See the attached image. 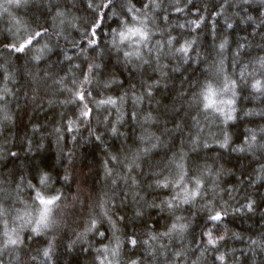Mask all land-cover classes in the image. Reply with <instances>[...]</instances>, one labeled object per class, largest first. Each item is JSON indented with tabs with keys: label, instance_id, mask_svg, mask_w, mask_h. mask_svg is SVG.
Here are the masks:
<instances>
[{
	"label": "trees",
	"instance_id": "trees-1",
	"mask_svg": "<svg viewBox=\"0 0 264 264\" xmlns=\"http://www.w3.org/2000/svg\"><path fill=\"white\" fill-rule=\"evenodd\" d=\"M93 2L94 4L100 3L101 0H93ZM132 2L137 7H142L146 0H132ZM158 2L161 3L159 9L154 12L151 8L148 10L153 12V16L156 17L155 25L149 21V27L155 31V35L152 36V44L156 40L167 39V32L162 35V30L171 26V34L175 35L180 43H183L185 39L198 36V44L193 45V48H198L201 55L207 57V60L202 61L200 64H192V61H189L191 67L183 65L180 72H172L171 68L176 66L179 56L162 55L161 64L168 65L164 69L168 75L163 78L160 72L156 70L157 65L152 57H149V59H152L151 66L144 65L143 69L134 68L132 64L124 63L122 53H114L109 50V45L105 44L106 39H111L112 28L119 27L121 16L129 23L132 22L131 16L125 15L127 13L126 7H122L126 0H114L116 11L121 15L111 16L109 10L100 9L99 11H103L107 16H110V18L101 21V27L97 29V37L100 40V48L103 49V52L97 56L96 52L89 49V62L95 60V62L105 65L100 70L101 80L117 79L123 81V84H114L107 89L103 87V84L94 87L93 97L100 100L112 96L119 103V96L127 91L128 96L123 106L127 114L134 107L133 92L140 95L145 91L147 84L161 80V84L153 88V96L151 98L145 96L143 102L139 105L137 120L133 121L126 118L125 123L118 126L125 133V136H112L110 132L104 130L103 123L98 124L95 119L90 121L97 134L103 133L102 142L96 141L94 136L90 137L88 135L89 128L84 125L80 126L78 132L75 130L72 133L67 132L66 122L69 119L75 120L77 118L78 106L61 104L60 101L70 94L59 91L60 86L53 83L55 79L66 73L70 63L68 61H65L64 64L60 63L63 60L65 50L68 55H73L75 59L76 50L72 48L71 42L79 41L81 46L85 47L87 45L86 37L91 31V26H94L93 21L99 19L98 15L88 8V0H29L26 6L20 8L9 7L10 14L3 13L0 15V41L5 43L17 38L23 40L33 30L42 31L43 28H47L53 34V38L47 40L52 51H46L39 64L31 59L32 56L38 54L35 50L28 56L19 53L10 55L8 51L4 50L3 44H0V63H3L9 72L16 75V83L13 84L9 81L8 87L15 92L18 87L23 85L22 91H26L29 98L34 94L33 89H36L37 102L40 103V106L37 107L36 104L30 101L26 102V98L21 95L19 100L21 107L18 108L15 100L9 97L12 102L7 106V113L12 117L11 121L4 120L3 113L0 112V180L6 182L3 186L12 193L11 198L5 201V204L6 206L14 205L16 209L21 210V213L24 211L35 212L34 207H27V205H32V199L35 196V190L26 187L29 180L37 184V187L47 197L61 194V202H58L60 207L54 209V215L60 221L59 227L46 237H33L32 240L27 239L31 232L29 230L25 231L23 235L26 244L20 251L21 261H10V258L6 255L4 258L5 264H41L44 261L42 251L36 261H32L31 257L37 255V249L48 246L52 235L56 237L55 250L52 260L50 262L45 261V264H92L94 253L91 250L82 252L79 250L82 246H74L72 251H67L66 243L75 239L77 232L83 231V226L92 211H99L97 205L101 199H107L103 194L111 192V179L116 176V173L119 172L123 175L126 172L123 164L119 161L124 160L125 156H128L136 147L147 146L152 142L146 140L142 145L139 140L140 136L147 137L151 133H155V136L160 137L162 142L167 143V147H164L162 143L159 148L153 150L149 156L144 157L141 161V171L149 173L148 176L142 179L141 194L145 195L146 200H154L156 203H159L165 196L172 194L171 188L167 190L156 189L154 185L152 188H148L147 185L155 179L151 175L152 171L164 169V164L171 157L172 152L179 154L181 141L190 138L188 133L191 132L195 135L199 131V128L193 126L194 122L192 120L182 116V113L187 110V105L181 109L180 113L173 111V108L178 106L176 104L177 92L185 90L189 93L186 98L191 99V92L198 93L201 85L207 80H211L217 87L221 86L222 78L212 75L215 71L213 62L218 60L216 52L212 50L213 36H216L217 45L224 36H227L230 41V49L235 48L236 42L241 41L243 37H247L253 47L247 50L251 53L250 56L241 57L242 63H247L252 57L264 55V49L259 47V45L264 44V40L260 39L259 34L255 37L252 35L254 31L259 33L260 30L256 29V25L251 21L243 23L240 19V17H243L246 20L249 15L253 16L257 22L264 19V4H261L259 0H252L250 5H242L241 7L236 6V0H228L227 3L224 0H193L196 9H192V6L189 5L188 9H191V11L186 9L183 14L175 12L172 0H158ZM3 3L4 0H0V4ZM221 5L224 11L217 16L216 13L220 12ZM243 7H247L248 11H243ZM57 11L63 12L65 15L56 17ZM237 12L240 13L239 17L233 15ZM0 13H2V8H0ZM163 15L169 17L167 25L160 18ZM200 16H204V24H202L201 29L193 33L187 26L188 21L198 20ZM225 18H228L229 22L234 24L233 29L225 30ZM73 24L76 26L73 27ZM179 24H184L185 28H179ZM213 24L215 33H213ZM262 28H264V25H262ZM9 29H11V32L8 31ZM61 30H63V36L68 37L67 40L63 36L58 40L55 38ZM105 33L108 35L106 36ZM44 43L45 40L42 39L36 45V48L42 47ZM152 44H149V47H152ZM178 46L179 44L174 43L173 50ZM125 47L127 46L125 45ZM142 51L147 55L146 50L142 48ZM168 51V46L165 45L164 52ZM216 51H218V48ZM210 52L211 55H209ZM194 54V52L190 53V55ZM118 56L119 60L117 59ZM231 59L229 51L228 60L225 61L229 72H231ZM75 62H80V60H75ZM179 62L182 64V61ZM133 63L138 65L140 62L134 59ZM185 68L188 69L187 72L184 71ZM239 68L240 64H237V72ZM37 69L40 70L39 76H37ZM193 69H196V71H193ZM45 70L53 75L43 78ZM251 70L252 66L249 65V71ZM184 76L189 77L194 85L193 88L190 89L188 84L183 81ZM33 77H36V79L33 80ZM0 79H2V74H0ZM70 80L71 77L66 81L69 86H71ZM251 82V78H249V83ZM132 85H135V88H132ZM165 85L167 86L165 87ZM2 86L0 84V88ZM238 91L240 92L237 101L239 109L251 108L258 111L261 107H264V97L257 99L258 94L254 93L250 87L241 86ZM50 100L53 101L51 105L49 104ZM89 106L93 108V115L99 116L101 121L109 109L113 112V115L109 117V123L115 119V109L110 105L96 109L95 105L90 102ZM197 110L194 107L191 111L195 113ZM149 112L156 118L155 122H145L143 120V117ZM176 116H180L181 121L186 120L184 132H166L165 129L175 128ZM199 119L201 121L200 127L204 129L201 133V139L206 140L212 147L207 149L201 147L197 152L190 153V159L186 161V167L194 170L190 172V175H199L205 166L211 167L213 172L223 166L224 171L217 181L219 188L216 191L219 192V196L216 197L214 202L218 205L220 197H223L229 204L238 207L236 201L228 199V190H231V195L235 196L240 203H244L249 195L257 201L254 214L238 213L233 215L230 211V214L225 218L229 236L232 232H236L243 239L226 238L225 247H222L221 251L229 252L231 249H237L239 251L234 255L240 257V264H262L264 262V252L257 249L255 256H253L251 251H247L249 238L257 239L261 233H264V181L253 187H248L247 184L249 177L254 179L259 174V163L251 153L223 150L213 142L214 136L220 138V128L223 127L220 123L222 117L216 114L215 123L212 122V116L204 119V115L201 114ZM258 126H264V117H245L235 124L230 122L228 131L233 144H242L246 135L245 130ZM56 128H61V133H57ZM73 135H76L75 141L71 139ZM184 150L188 151L187 145H184ZM10 152L17 153V156H11ZM109 153L117 155L118 160L112 161ZM259 155L257 153V156ZM106 160L108 161V167L114 169L113 177H105ZM124 162L127 163L126 160ZM260 162H264V158ZM169 168L172 176L175 177L178 170L172 165ZM41 172H47L50 175V184L47 188L38 184V176ZM168 172L169 169H164L163 174L167 175ZM65 176L69 177L67 181L64 180ZM20 177H24V183L21 185L23 191L20 194L21 200H16L15 188L16 184L20 183ZM138 179H141V177H138ZM214 179V176L205 175L203 177V182L208 190V196L204 198L205 200L213 198L212 181ZM192 186V184L189 185V187ZM117 187L123 188L126 186L123 181H118ZM221 189L224 191H221ZM135 207V203L129 196L124 209L120 211V215H125L127 221L120 223L122 232H129L134 228L144 239H147L146 232L149 226L164 231L166 226L172 222L173 218L167 212L161 213L159 209L155 208L145 209V215L136 218ZM192 211L197 212L193 229L194 235L199 239V233L207 212H199L198 209H191V206L185 205L182 210H178L177 214L191 216ZM129 217L132 219L127 220ZM107 229L108 225L105 224L104 230ZM219 231L223 232L224 229L221 228ZM2 233L3 224L0 223V239L3 238ZM95 239L96 246L99 247L101 238L95 237ZM104 243H107V240H104ZM150 243H153L157 248L156 260L153 261L152 257L147 255L145 246H141L139 251L126 246L125 252L122 254V261L128 255L137 253L140 256H147L148 264H170L173 259L172 251L178 249L181 244H184L186 248L195 246L191 237L188 241H180L174 236L172 243H169L168 238L164 237L159 242ZM159 243L167 244L168 248L159 249ZM241 251H247V256L241 255ZM160 252L165 254L161 255ZM217 254L208 252L206 254L207 258L202 260V264H220L214 259ZM190 258L194 259L195 257ZM228 264H231V260L228 261Z\"/></svg>",
	"mask_w": 264,
	"mask_h": 264
},
{
	"label": "snow or ice",
	"instance_id": "snow-or-ice-1",
	"mask_svg": "<svg viewBox=\"0 0 264 264\" xmlns=\"http://www.w3.org/2000/svg\"><path fill=\"white\" fill-rule=\"evenodd\" d=\"M29 0H4L3 4H0V8L3 9V13H9V7L20 8L26 6ZM225 3L228 0H224ZM261 4H264V0H259ZM174 10L177 13H185V10L188 9V6L191 5L192 9H196V5L193 3V0H172ZM252 3V0H236V6L241 7L248 6ZM7 6V7H5ZM122 7H126L127 13L125 15H130L131 20L136 21V24L128 29V32L131 35L139 34L141 36V41H139L140 47L132 48L131 50H126L123 52V61L126 64H132L134 68L139 67L143 69L144 65L151 66L152 59L156 62V70L160 72L161 77H166L168 73L164 71L168 67L167 64H161L162 55H170L173 57L179 56V61H182V64L178 61L176 66L171 68L172 72H180L183 65H189V61H192V64H200L202 61H206L207 57L201 55L198 48L194 49L193 45L198 44V36H193L191 39H185L183 43H180L175 35L171 34V26L162 30V35L164 32H167V39L156 40L152 44V36L155 35V31L149 27V21L155 25L156 17L153 16V12L156 9L161 7V3L158 0H146L143 3L142 7H137L132 0H126V3L122 4ZM88 8L92 9L99 17L98 20L93 21L91 26V31L86 37L87 45L85 47L81 46L79 41L71 42L72 48L75 51V59L73 55H68L65 50L63 60L60 61L61 64H64L65 61L70 62L67 71L64 75L59 76L58 79H55L53 83L60 86L59 91L67 92L70 95L61 100L60 103L64 105L73 104L78 106V116L75 120L69 119L66 122V130L69 133H72L74 130L79 131L81 125L87 126L89 128L88 135L90 137L94 136L96 141H101L102 135L96 133V129L91 126L90 121L95 119L96 122L104 124V130L110 132L112 136H125V133L120 130L118 127L125 123L126 118L130 120H137L138 118V108L139 105L143 102L145 96L151 98L153 96V88L158 87L161 84V80H156L152 84H147L145 91L140 95H136L133 92L132 101H133V110L130 113H125L124 103L128 96L127 91L123 95L119 96V103L116 98L108 96L105 99L96 100L93 97L94 87H99L103 84L104 88H110L114 84H123V81L117 79L110 80H101L100 70L105 67L102 63H97L95 60L89 62V49H92L99 56L103 49L100 48V40L97 37V29L101 27V21L107 16L105 12L99 11L100 9L109 10L111 16H118L121 13L116 11V5L114 0H101L100 3H95L93 0H88ZM149 8L153 12L148 11ZM191 11V9H188ZM243 11L247 12L248 8L243 7ZM198 11V9H197ZM224 8L221 5L220 12H217L216 15L219 16L223 13ZM10 14V13H9ZM65 14L63 12L57 11L56 17H63ZM235 16H240V13H234ZM162 21L167 25L169 22V17L163 15L160 17ZM55 20V17L53 18ZM204 16H200L198 20H189L188 28L191 32L196 33L198 29H201L202 24H204ZM243 23H248L251 21L256 25V29H259V33L253 32L252 35L255 37L259 34L260 39L264 40V19L257 22L253 16L249 15L245 20L243 17H240ZM121 21H119L120 23ZM19 23V21H17ZM63 23V21H61ZM225 30L233 29L234 24L229 22L228 18H225ZM76 25L73 24V27ZM43 28V26H41ZM179 28H185L184 24H179ZM151 29V31H149ZM8 31L11 32V29ZM213 33H215V26L213 24ZM122 38L127 39V36L123 34ZM63 36V30L56 34L55 38L58 40ZM53 38V34L48 31L47 28L43 30H33L30 34L26 36L23 40L19 38L12 40L8 43L0 41V44H3L4 50L8 51L11 55L12 53H19L25 56H28L32 51H36L38 54L31 57L33 61L37 64L42 60L44 54L51 52L52 48L49 47L47 40ZM65 40L68 39L67 36H63ZM44 39L45 43L42 47L36 48V45ZM179 44L178 47H175L173 50V45ZM149 44H152V47H149ZM165 45L168 46L169 51L164 52ZM142 46V47H141ZM253 45L247 37H243L241 41L236 42L235 48L230 49V41L227 36H224L219 44H216V36H213L212 50L216 52L218 60L214 61L215 71L212 75L217 78H222L221 86L217 87L211 80H207L204 84L201 85L200 91L197 93L195 91L191 92V99L186 97L189 93L185 90H180L176 94V104L173 108V111L180 113L181 109L187 105V110L182 113L183 117L190 119L194 122L193 126L199 128V131L193 135L191 132L188 133L189 139L181 141V147L179 154L172 152L171 157L164 164V169H169L167 175L163 174L164 169L158 171H152L151 175L155 177L152 183L148 184V188H152L153 185L156 189H169L171 188L172 194L170 196H165L159 203H156L154 200L149 201L145 199V195H142V179L149 175L148 172L141 171V161L144 157L149 156L153 150L159 148L163 143L164 147H167L166 142H162L160 137L155 136V133H151L149 136H140L139 140L143 145L146 140L152 141L147 146L136 147L128 156H125L124 160L119 161L123 164V167L126 169L123 175L119 172L116 173V176L113 177V168L108 167V161H105V177H113L111 179V192H105L103 195L107 199H101L97 207L99 211H92L89 215V218L86 220L83 231L76 233L75 239L70 240L66 243V250L72 251L74 246H82L79 248L82 252H89L91 250L94 255L92 258V264H103V261L107 259L109 264H113V258H115V264H148L147 256H140L137 253H132L127 256V258L122 261V254L125 252L126 246L131 249H139L141 246H145V251L148 256H151L153 261L157 259L156 253L157 248L153 243L150 242H159L162 238L167 237L169 243H172V238L175 236L180 241H188L191 237L192 241L195 243L194 247L186 248L184 244L172 251L173 259L170 261V264H202V260L206 259V254L208 252L218 253L215 255L214 259L220 264H228V261L231 260V264H240V257L235 256L234 254L239 251L237 249H231L229 252L221 251L222 247H225L224 242L227 239L242 240L243 237L236 232H232L229 236L228 225L225 221V218L230 214H248L256 212L257 201L253 199L250 195L246 197L244 203H240L235 196L231 195V190H228L229 200L236 201V204L239 206H233L229 204L228 201L224 200L223 197H220V202L217 205L214 201L219 192L216 189L219 188L217 181L220 178L221 173L224 171L223 166H221L217 171L213 172L211 167L205 166L201 170L199 175H190V172L194 170L190 167H186V161L190 159V153L197 152L201 147L207 149L212 147L206 140L201 139V133H203V127H200L201 121L199 119L200 115H204V119H208L209 116L213 117L212 122L215 123L216 114H219L222 119L220 123L223 125L220 128V138L213 137V142L219 146L220 149L230 150L231 152L236 153H251L252 156L259 163V174L255 178H248L247 184L248 187H253L256 184H259L261 181H264V162H260L264 158V126H258L256 128H247L246 135L243 138L242 144H233L232 137L228 131L230 122L235 124L238 120H243L245 117H264V107H261L260 110L256 109H246L241 110L237 107V101L240 96L238 88L241 86L250 87L254 93L258 94L257 99L264 97V55L252 57L247 63L241 62L242 56H250L251 53L247 51L252 48ZM264 49V44L259 45ZM142 48L147 51V55L142 51ZM218 48V51H216ZM230 51L231 59V72L228 71V65L225 61L228 60V53ZM195 53L190 55V53ZM119 53V49H118ZM153 54H155L153 56ZM211 55V52L209 53ZM152 57V59H149ZM119 60V56L117 57ZM139 61L137 65L133 63V60ZM75 60H80V62H75ZM240 64L239 71L236 70V65ZM249 65L252 66V70L249 71ZM191 67V65H189ZM185 72L188 71L187 68L184 69ZM196 71V69H193ZM40 70L37 69V76H39ZM0 74H2V79H0V112L3 113V119L6 121H11L12 117L7 113V106L12 101L9 97H12L17 107H21L19 100L20 96L23 95L26 98V102H31L36 104L37 107L40 106V103L37 102L36 89H33V95L29 98L26 91H22L23 85L18 87L14 92L12 88L8 87V82L11 81L13 84L16 83L15 73L9 72L7 67L3 63H0ZM50 74L47 70L44 71L43 78L49 77ZM58 75V74H56ZM71 77L70 85L66 83ZM249 78H251V83H249ZM36 77H33L35 80ZM183 81L186 82L189 88H193L191 80L188 76L183 77ZM167 85H165L166 87ZM135 88V85L131 86ZM222 95H228L227 106L221 107L223 100L218 99ZM93 103L96 109H100L105 105H110L115 109V119L109 123V117L113 115L111 109L107 111V114L103 116V120L99 119V116L93 115V108L89 106V103ZM53 101H49L51 105ZM198 110L193 113L191 110L193 108ZM63 115V114H62ZM145 122H155L156 118L149 112L143 117ZM174 129H165V131L173 132H184V124L186 120L181 121L180 116H176ZM57 133H61V128H56ZM153 137L155 138L153 140ZM62 138V136H61ZM73 141L76 140V135L71 137ZM184 145L188 146V151L184 150ZM31 150V149H29ZM257 153L260 155L257 156ZM11 156H17V153L10 152ZM109 157L112 161H117L118 156L109 153ZM127 161L125 163L124 161ZM172 165L177 169L175 177L172 176L171 169L169 166ZM214 176L215 179L212 181L213 185V198L205 200L204 198L208 196V190L206 185L203 182V177ZM141 177V179H138ZM187 178V179H186ZM68 176L64 177V180L67 181ZM118 181H123V184L126 187L120 188L117 187ZM6 182L0 180V219L7 214V208L4 207L5 201L9 200L12 196L11 191L8 188H5L3 185ZM24 183V177H20V183L16 184L15 188V199L21 200V192L23 188L21 185ZM243 183V182H242ZM38 184L47 188L50 184V175L47 172H41L38 176ZM192 184V187L189 185ZM26 187L28 189L35 190V196L32 199V203L36 204L38 202V218L33 219L32 211H24L21 213L20 209H16L17 216L16 219L20 221L19 230L16 227L8 228L6 223L3 224V234L2 239H0V264H5V256L7 255L10 258V261L14 260L15 262L21 261L20 251L23 246L26 244L25 236L22 233L23 229L27 228L31 235L27 237L28 240H32L33 237H46L50 232H53L56 228L59 227L60 221L54 215V209L59 208L61 202V194L52 195L50 197L45 196L41 189L37 187V184L33 183L31 180L27 181ZM221 191H224L221 189ZM135 203V217L140 218L145 215V209H159L161 213L167 212L170 217H172V222L170 225L166 226V230L159 231L152 226H149L148 231L146 232L147 239H144L136 230L133 228L129 232H122L120 223L127 222L125 215H120L129 199ZM198 198H200L198 200ZM23 202V201H21ZM181 205L191 206V209H198L199 212H207L206 219L201 231L199 233V239L194 235L193 225L195 222V216L197 212L192 211L191 216L177 215V210L181 208ZM13 206V205H12ZM192 217L193 219H189ZM129 217L127 220H131ZM108 225V229L104 230V225ZM223 228L224 231L221 232L219 229ZM75 231V230H74ZM24 233V232H23ZM110 233V235H109ZM90 236L92 237L90 239ZM95 237H103L100 241V246H96ZM55 235L51 236V239L48 242V246L43 249H37V255L32 256V261H36L40 252L44 261L41 264H45V261L50 262L52 260V255L55 250ZM104 240H107V243H104ZM102 246V247H101ZM168 245L159 243V249H167ZM259 249L261 252H264V233H261L259 238L248 240V250L251 251L253 256H255L256 250ZM247 251H241V255L247 256ZM161 255L165 254L160 252ZM135 257V258H134ZM190 257H195L191 259ZM264 264V262H262Z\"/></svg>",
	"mask_w": 264,
	"mask_h": 264
},
{
	"label": "clouds",
	"instance_id": "clouds-1",
	"mask_svg": "<svg viewBox=\"0 0 264 264\" xmlns=\"http://www.w3.org/2000/svg\"><path fill=\"white\" fill-rule=\"evenodd\" d=\"M7 7V6H5ZM3 11V9H2ZM120 25L119 27H113L111 30V39H106L105 40V44L109 45V50L113 51L114 53H118V49H119V53H122L126 50H131L132 48H136V47H140L139 41H141V36L139 34L136 35H131L128 32L129 28H132L135 24L136 21L132 20L131 23H129L123 16L120 17ZM149 31H151V29H149ZM127 36V39H123L122 35ZM105 35L107 36L108 34L105 33ZM125 45L127 47H125ZM146 50V48H145ZM224 95H222L221 97H223ZM227 99L228 98H220V100H223V104L221 105V107H226L227 106ZM4 207L7 208V214L5 216H3L2 219H0V223L5 224L8 228H12V227H16L19 230V225H20V221H18L16 219L17 216V211L15 206H6L3 205ZM27 207H34L35 208V212H32V217L33 219H37L38 218V202L36 204L32 205H27ZM183 205H181V208L178 210H182L183 209ZM177 210V212H178ZM179 215V214H177ZM189 219H193L192 217H189ZM10 225H12L10 227ZM28 231L27 228L23 229L22 233ZM3 234V233H2ZM101 239H103V237H99ZM102 247V246H101ZM103 264H109V261L107 259H105L103 261ZM113 264H115V258H113Z\"/></svg>",
	"mask_w": 264,
	"mask_h": 264
},
{
	"label": "rangeland",
	"instance_id": "rangeland-1",
	"mask_svg": "<svg viewBox=\"0 0 264 264\" xmlns=\"http://www.w3.org/2000/svg\"><path fill=\"white\" fill-rule=\"evenodd\" d=\"M220 98H228V96L227 95H224L223 97H218V99H220ZM217 115H219V114H217Z\"/></svg>",
	"mask_w": 264,
	"mask_h": 264
}]
</instances>
